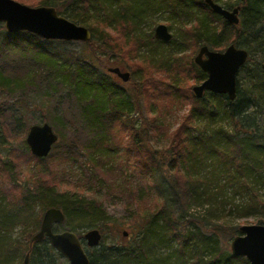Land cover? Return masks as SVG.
<instances>
[{"label":"trees","instance_id":"1","mask_svg":"<svg viewBox=\"0 0 264 264\" xmlns=\"http://www.w3.org/2000/svg\"><path fill=\"white\" fill-rule=\"evenodd\" d=\"M214 1L227 9L240 6V23H228L205 0L20 1L30 6H54L60 15L87 26L92 39L82 42L83 48L78 53L47 46L46 40L28 32L10 33L0 24V182L2 188L7 186L1 191L10 194L8 201L7 195L0 193V264H23L27 254L30 255V264H58V260L64 258L47 237L35 239L44 212L51 207L60 208L65 214V222L55 225L54 231L62 228L77 233L78 229H104L108 222L103 201H89L79 196L71 184L70 189L61 181L49 184L41 174L45 165L39 166L38 172L31 175L29 181L37 188L27 192V187L18 185L15 180L16 175H20L16 169L22 170L24 157L13 152L12 148L6 149L12 157L6 161L2 158L7 132L20 127L22 119L15 118L12 113L5 116L6 109L25 113L30 107V93L41 91L43 86L53 89L50 96L57 97L62 93V101L58 103L61 112L53 122L59 127L56 129L60 132V140L53 146L51 155L40 158L32 154L34 159L39 162L53 159L55 163L56 159L60 160V151L63 150L69 154L68 157L70 153L85 154L91 166L96 167L99 158L106 154L114 155L113 150L118 149H113V146L117 144L115 147H118L125 141L123 145L127 154L136 158L137 163L142 162L141 167L137 164L135 169H147L144 172L149 183L145 189L149 197L150 194L154 197L149 200L153 203L157 199L161 201V206L146 220L142 235L134 244L108 246L102 240L95 250L85 248L91 264H170V257L157 258L150 251L152 245L169 242L177 243L180 263L182 260L187 264L185 259L191 252L193 258L189 264H249L244 257H235L227 250L220 251L216 235L188 231L178 224L190 205L200 206L202 201L210 199L221 201L220 197L230 187L249 190L251 202L245 209L264 210V199L260 198L249 180L253 175L264 182V73L261 69L264 64V0ZM148 10L168 12L170 18L186 27L192 23L183 30L181 39L174 34L170 42H163L155 39L152 32H138ZM189 43H194L196 49L187 55L185 61L181 53L187 51ZM233 43L249 52L248 61L238 74L235 100L211 92L197 98L193 89L181 87L179 76L188 73L186 64L194 70L198 82L202 83L207 78V73L192 59L201 46L220 51ZM164 44L172 49L158 57L155 52ZM145 49L147 56L142 52ZM104 52L127 57L125 59L135 73L144 69L146 64L155 68L139 77L140 81L144 78L142 81L146 84L140 82L139 96L142 87L157 103L170 98L167 100L177 105L182 101L191 104L175 129L166 127V120L159 121L156 115L149 119L147 128L136 126L134 115L141 105L131 90L121 87L110 73L97 66L98 56ZM163 71L169 75L162 79L157 73ZM150 107L152 111L154 108ZM220 115L232 123V130L222 127L208 132L207 128L195 124L199 117ZM10 116L11 120L8 119ZM27 129L23 130L24 137ZM66 135L72 142L65 143ZM80 135H84L83 138L79 139ZM151 136L168 140L165 149L171 152L169 162L173 168V179L166 174L159 151L148 144ZM22 147L29 153L24 138ZM210 155H213V161L208 164ZM207 165L212 169L204 172ZM123 179L128 181L129 176ZM90 182L84 181L81 187L94 185ZM177 205L180 207L178 210ZM216 210H207V218L204 217L213 226L216 225L213 219L221 218ZM260 223L264 224V221ZM17 229L19 233L15 237ZM237 232L235 229L232 235L236 236ZM209 249L215 253L208 255Z\"/></svg>","mask_w":264,"mask_h":264},{"label":"rangeland","instance_id":"2","mask_svg":"<svg viewBox=\"0 0 264 264\" xmlns=\"http://www.w3.org/2000/svg\"><path fill=\"white\" fill-rule=\"evenodd\" d=\"M17 1L20 2L22 0ZM144 15L145 21L138 29V32L140 34H149L151 32L154 34L156 26L163 23L169 27L173 35L175 34L178 38L181 39L183 37V30L188 29L187 27H189L192 23L189 21L190 24L187 25V27L185 25H181L177 20L170 18V13L168 12L148 10L144 13ZM46 41L47 46L59 47L64 52L73 51L78 53L83 48L82 42L78 41H63L64 43H59L56 40ZM189 44L190 45H188L187 51L185 53H181V58L184 57L183 60L185 61L187 55L189 56L196 49L194 43ZM170 48V45L164 44L163 46L159 47L155 53L159 57V54L167 53L172 49ZM198 51L199 49L192 57L193 60L198 54ZM105 52L104 54L101 53L98 56L99 61L97 62V66L101 71L104 70L105 72L109 73L107 70L109 67L119 66L121 69L128 70L131 73L129 82H123L114 74H111V77L115 79L121 85V87H125L127 90H131V93L134 96L135 100L138 102V104L141 105L140 109H137L134 115L137 123L136 126L138 128H140V126L141 128H147L149 125V119L152 116L156 115L158 116L159 121H161L160 119H162L163 121L166 120V127L171 126V129H175L180 123L183 114L187 113L190 109L191 104L187 101H182L180 105H177L174 101L169 102L167 100L170 98L163 100L161 103H157L155 101V98L151 97L149 92L145 91L142 87V93L140 97L138 95L139 93L137 94V91L139 90L138 87L141 86L140 82L144 83L142 81L144 80V78L140 81L139 77L141 76V74H145L147 70L153 71L155 68H150L146 64L144 69H138L139 71L135 73L134 69L130 67V63L125 59L127 57H123V55L119 54L116 55L112 52ZM142 52L145 54V56H147L148 53L146 49ZM150 52L153 51L151 50ZM121 60L126 64L120 63L119 61ZM125 60L129 63V66ZM137 61L139 62V59ZM186 65L189 70L188 73H182L181 76H179L181 77L180 84L181 87H189L193 89L195 85H198L201 82H198L194 77V70H192L191 66L189 64ZM157 74L158 77L160 76L162 79L165 78L166 75H169L166 72ZM170 80L172 84V77H170ZM159 86L161 87V83H159ZM52 90V88L43 86L41 91L36 93L31 92L28 97V100H30V107L25 111V113H21L20 111H16L15 109H11V111L6 109L4 113L5 116H7L6 114L12 113L15 118L22 117V119L20 127H18L17 129L12 128L11 132H7V138L9 141H3L5 151L1 153L2 158L5 161L11 158L12 155H8L6 149L9 150L12 148L13 152L16 151L20 154V156L22 155L24 157L25 162L22 161L21 163L22 170L16 169L17 173H19L20 175H16L15 180L18 185H24L25 187H27V192H33L37 188V186L33 184V182L30 183L29 181L32 179L31 175L38 172L39 166L44 167L45 165V169L43 170L45 172L42 171L41 174H43L42 178H45L49 184L61 181V184L69 189L71 184V187H73L75 192L77 191V193H79V196L85 197L89 201L93 199H100L101 201H103L104 207L107 211L106 216L108 218V222H106L104 229H100L98 227L95 228L101 231L103 235L102 240L104 241L105 245L123 246L134 244L139 239V236L142 235L146 220L150 217V215H152L153 212L156 211L155 209L161 206V203L159 204V202L161 201L158 200L156 196L155 199H157V201L154 200V203L149 200V198L153 199L154 197L153 194H150L149 197L147 189H145V187H147L149 183L147 178L148 175L144 172V170L147 171V169L141 168L143 169L142 171H139V169H135L137 167V164L139 165V167H141L140 163L142 162L137 163L136 158L132 157V155L130 156L127 154V150H125V146L123 145L125 141L121 145H118V147H115L117 146V144L113 142V144H115V146H113V149L117 148L118 150H113V152L115 153L114 155L106 154L99 158L96 162V167L91 166V162L86 159L87 157L85 154L82 155L77 153H70V157H68L69 154L61 150L60 160L56 159L55 163L53 162V159L50 161L48 160L45 162H39L32 157L30 148L28 149L29 153L23 149L22 139L24 138V141L27 144L26 137L28 133L27 131L24 137L23 130L25 128H28L27 130H29L30 126H32L33 124H42L44 122H48L49 124H51L54 131L59 135L60 140V132L59 130H57L59 129V127L53 122H56L54 121V118H57L56 116L61 112V106H59L58 103L62 101V93H59L57 97L54 95L50 96L52 95ZM150 106L154 108L152 110L154 111V113L150 110ZM8 119L11 120V116L8 117ZM195 124L201 128H207L208 132H211L210 130H216L222 127L227 130H232L233 126L232 123L222 115L216 116L215 118L199 117L198 119H196ZM82 136L84 135H80L79 139L83 138ZM69 139V136L66 135L65 143L72 142ZM147 142L149 145H152L154 150L160 152H158V154L164 161L165 172L173 179V175H171L173 172V168L169 162V159H171V152H167L165 149L168 146V140L165 137L151 136L150 140ZM69 149H72V147H69ZM212 161L213 155H210L207 159V163L209 164ZM221 166L222 165H220L219 167ZM87 167H89V169H87ZM205 168L207 169L203 170L204 172H206L207 170H211L212 166L210 167L207 165ZM134 170L136 171V173H134ZM124 176H129V180L124 181ZM86 180H91L94 185H88L83 189L81 186H84L83 183ZM249 180L258 191V195L260 196V198L264 199V182L261 180V178L252 175L249 177ZM118 184H121L120 187H117ZM111 185L112 187H110ZM6 187L7 186H5L4 188ZM4 188H2V182H0V193L7 195V199L9 201L10 194H5L4 191H1ZM122 188L123 191L121 190ZM235 188L238 187L236 186ZM248 191L249 190L247 189H243L241 191L238 189H234V187H230L229 191L224 192V196L220 197L221 201H214L213 199H210L209 201H202L200 206H195L194 204L190 205L188 212L183 213L178 224L180 227H184L185 230L188 231H201L210 236L216 235V238L219 240L218 246L221 249L220 251L227 250L231 253L230 246L232 239L235 237V234L232 235L235 229L238 230L236 234L238 235L240 234L239 228L242 225L261 224L260 222L264 221V210H262L261 208L249 210L245 209L251 202L252 195L248 193ZM138 197H140L141 199H139ZM179 208L180 207L177 205L176 210H178ZM214 208L217 209L215 211L217 213V216L221 217L219 218L220 220L213 219L216 223L215 226H213V223L207 222V220L204 219V217L207 218V210L211 209L212 211ZM93 228L94 227L78 229L77 233H79L84 238V235L87 233V231ZM215 228L217 229L216 233L214 232ZM59 230L61 231L63 229L60 228ZM124 232L127 233L126 236L124 235ZM18 233L19 231L17 229L14 236H18ZM83 243L84 247L87 249L95 250L98 248L88 247L85 240H83ZM177 247L178 246L176 242H169L163 245H152L150 251L151 254L157 258L170 257V264H186L185 262H182V260L181 263L179 262V258H177L178 255L176 253ZM212 253H215V251L209 249V253L207 254L211 255ZM190 254L191 252L188 253L185 259V261L188 262L187 264H189L191 262L190 259L193 258L192 254ZM64 258H60L58 260V264L69 263L67 258ZM235 264L242 263L235 262Z\"/></svg>","mask_w":264,"mask_h":264},{"label":"water","instance_id":"3","mask_svg":"<svg viewBox=\"0 0 264 264\" xmlns=\"http://www.w3.org/2000/svg\"><path fill=\"white\" fill-rule=\"evenodd\" d=\"M205 3L228 23H240V6L227 9L214 0H205ZM0 24L10 33L28 32L44 40L88 42L92 39V32L87 26L60 15L54 6H30L17 0H0ZM173 36L166 24L156 26L154 37L157 40L170 42ZM248 58V50L234 43L223 51L213 50L207 45L201 46L194 60L201 70L207 73V78L193 87L196 97L202 98L206 92H211L235 100L238 74ZM261 69L264 73V64ZM107 70L123 82L130 81L131 73L128 70L119 66L109 67ZM58 141L59 135L48 122L30 126L26 137L32 154L40 158L47 157ZM64 222L65 214L61 209H47L35 239L38 241L47 237L50 244L67 258L70 264H91L83 240L76 232L54 231L55 224ZM239 233L231 241V254L246 258L249 264H264V224L242 225ZM124 235L127 233L124 232ZM102 239L103 235L97 228L88 230L84 235V240L90 248L98 247ZM23 264H30L29 254L24 258Z\"/></svg>","mask_w":264,"mask_h":264},{"label":"flooded vegetation","instance_id":"4","mask_svg":"<svg viewBox=\"0 0 264 264\" xmlns=\"http://www.w3.org/2000/svg\"><path fill=\"white\" fill-rule=\"evenodd\" d=\"M55 225H57V224H55ZM55 225H54V226H55ZM83 244H84V243H83ZM60 254H61V253H60ZM62 256H63V255H62Z\"/></svg>","mask_w":264,"mask_h":264},{"label":"bare ground","instance_id":"5","mask_svg":"<svg viewBox=\"0 0 264 264\" xmlns=\"http://www.w3.org/2000/svg\"><path fill=\"white\" fill-rule=\"evenodd\" d=\"M60 209V208H59ZM62 210V209H61ZM63 211V210H62Z\"/></svg>","mask_w":264,"mask_h":264}]
</instances>
